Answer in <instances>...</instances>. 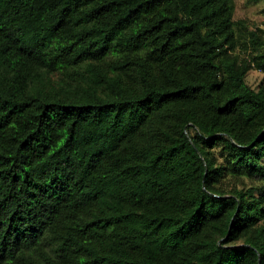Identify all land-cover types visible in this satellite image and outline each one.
Here are the masks:
<instances>
[{
	"label": "trees",
	"instance_id": "1",
	"mask_svg": "<svg viewBox=\"0 0 264 264\" xmlns=\"http://www.w3.org/2000/svg\"><path fill=\"white\" fill-rule=\"evenodd\" d=\"M235 12L0 0V264H264V30Z\"/></svg>",
	"mask_w": 264,
	"mask_h": 264
},
{
	"label": "rangeland",
	"instance_id": "2",
	"mask_svg": "<svg viewBox=\"0 0 264 264\" xmlns=\"http://www.w3.org/2000/svg\"><path fill=\"white\" fill-rule=\"evenodd\" d=\"M235 3V20H245L248 30H264V0H235ZM263 79L264 74L254 70L248 76V83L258 88Z\"/></svg>",
	"mask_w": 264,
	"mask_h": 264
}]
</instances>
